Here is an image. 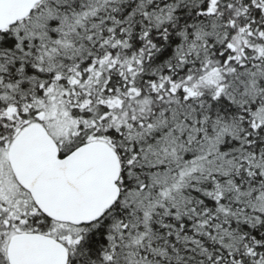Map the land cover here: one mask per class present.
<instances>
[{
	"label": "snow or ice",
	"instance_id": "1",
	"mask_svg": "<svg viewBox=\"0 0 264 264\" xmlns=\"http://www.w3.org/2000/svg\"><path fill=\"white\" fill-rule=\"evenodd\" d=\"M0 264H264V0H0Z\"/></svg>",
	"mask_w": 264,
	"mask_h": 264
}]
</instances>
